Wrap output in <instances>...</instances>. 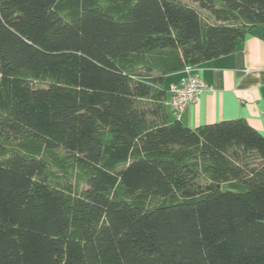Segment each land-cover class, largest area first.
<instances>
[{
  "label": "trees",
  "instance_id": "1",
  "mask_svg": "<svg viewBox=\"0 0 264 264\" xmlns=\"http://www.w3.org/2000/svg\"><path fill=\"white\" fill-rule=\"evenodd\" d=\"M256 29L264 0H0V264H264V135L165 86Z\"/></svg>",
  "mask_w": 264,
  "mask_h": 264
},
{
  "label": "crops",
  "instance_id": "2",
  "mask_svg": "<svg viewBox=\"0 0 264 264\" xmlns=\"http://www.w3.org/2000/svg\"><path fill=\"white\" fill-rule=\"evenodd\" d=\"M262 29L249 36L242 51L210 60L192 73L207 90L196 103L187 106L181 115L170 109L171 119H180L188 127L220 121L244 119L264 135V39ZM185 72L168 76L166 81L177 83Z\"/></svg>",
  "mask_w": 264,
  "mask_h": 264
},
{
  "label": "built area",
  "instance_id": "3",
  "mask_svg": "<svg viewBox=\"0 0 264 264\" xmlns=\"http://www.w3.org/2000/svg\"><path fill=\"white\" fill-rule=\"evenodd\" d=\"M193 69H186L185 76L169 87V108L177 115H181L191 103H196L206 92L207 85L192 73Z\"/></svg>",
  "mask_w": 264,
  "mask_h": 264
},
{
  "label": "rangeland",
  "instance_id": "4",
  "mask_svg": "<svg viewBox=\"0 0 264 264\" xmlns=\"http://www.w3.org/2000/svg\"><path fill=\"white\" fill-rule=\"evenodd\" d=\"M165 86H166V88H168V86H169V81H166Z\"/></svg>",
  "mask_w": 264,
  "mask_h": 264
}]
</instances>
